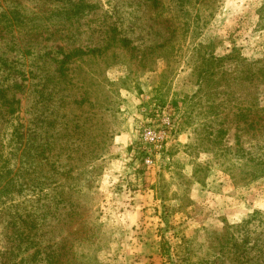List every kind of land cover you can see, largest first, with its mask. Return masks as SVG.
<instances>
[{
  "label": "rangeland",
  "instance_id": "obj_1",
  "mask_svg": "<svg viewBox=\"0 0 264 264\" xmlns=\"http://www.w3.org/2000/svg\"><path fill=\"white\" fill-rule=\"evenodd\" d=\"M262 64L264 0H0V264L262 263Z\"/></svg>",
  "mask_w": 264,
  "mask_h": 264
},
{
  "label": "built area",
  "instance_id": "obj_2",
  "mask_svg": "<svg viewBox=\"0 0 264 264\" xmlns=\"http://www.w3.org/2000/svg\"><path fill=\"white\" fill-rule=\"evenodd\" d=\"M174 128L173 120L165 115L158 114L156 122H148L139 134V153L143 166L150 168L155 165L156 160L161 158Z\"/></svg>",
  "mask_w": 264,
  "mask_h": 264
},
{
  "label": "trees",
  "instance_id": "obj_3",
  "mask_svg": "<svg viewBox=\"0 0 264 264\" xmlns=\"http://www.w3.org/2000/svg\"><path fill=\"white\" fill-rule=\"evenodd\" d=\"M186 1L187 0H180V3L184 5L186 3ZM190 1H191V3L194 1L195 4H197L199 6L206 4L208 7H210L211 5H214L218 0H190ZM203 22H204L203 16L200 13V8H197V15H196V18L194 20L193 32H196L197 29H199L203 25ZM220 60H222V59H218L215 56H210L207 59V61L210 64H213L216 61L219 62ZM256 73L261 75V76L257 77V80H259L261 83H264V64H262L261 66H257V72ZM256 116L259 119L260 126L263 127V129H264V108H258ZM4 173H7V172L0 167V196L11 193L15 188L12 179L4 177V175H3ZM184 245H186L184 247L186 250L190 249L188 246V241H185V242H183V244H180L177 246V248H179V251H180V248H182V246H184ZM177 255L178 256H177L176 264H189V259H190L189 257L180 256V253H178ZM20 263L22 264V261ZM259 264H264V261L262 263H259Z\"/></svg>",
  "mask_w": 264,
  "mask_h": 264
}]
</instances>
